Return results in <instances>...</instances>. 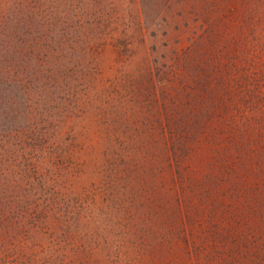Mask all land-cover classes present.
<instances>
[{
	"label": "rangeland",
	"instance_id": "1",
	"mask_svg": "<svg viewBox=\"0 0 264 264\" xmlns=\"http://www.w3.org/2000/svg\"><path fill=\"white\" fill-rule=\"evenodd\" d=\"M0 264H264V0H0Z\"/></svg>",
	"mask_w": 264,
	"mask_h": 264
}]
</instances>
